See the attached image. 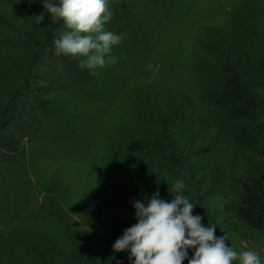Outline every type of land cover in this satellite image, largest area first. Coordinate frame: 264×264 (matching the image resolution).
I'll return each instance as SVG.
<instances>
[{"label":"rangeland","instance_id":"374dc122","mask_svg":"<svg viewBox=\"0 0 264 264\" xmlns=\"http://www.w3.org/2000/svg\"><path fill=\"white\" fill-rule=\"evenodd\" d=\"M108 10L116 61L81 70L86 57L57 54L70 30L42 0H0V264L122 260L112 245L137 223L133 203L157 190L170 202L178 179L217 237L237 252L239 241L259 246L264 232L234 209L264 136L239 143L252 124L217 102L234 70L257 90L264 122V0H108Z\"/></svg>","mask_w":264,"mask_h":264},{"label":"clouds","instance_id":"9594fccd","mask_svg":"<svg viewBox=\"0 0 264 264\" xmlns=\"http://www.w3.org/2000/svg\"><path fill=\"white\" fill-rule=\"evenodd\" d=\"M43 8L53 22L62 20L70 31L54 41L57 54L86 57L81 70L103 68L115 63L108 56L111 46L120 43L121 35L105 31V23L113 13L108 0H42ZM44 22V14L39 16ZM107 56V59L105 58ZM95 74V73H93ZM186 185L178 179L172 185L171 201L160 198L157 190L147 203L135 201L137 223L124 230L112 245L114 253L129 250L133 264H262L254 250L237 252L226 244V236L215 235L212 222L203 225L201 215H193V203L182 193ZM247 248V243L244 244ZM194 249L191 258L188 250Z\"/></svg>","mask_w":264,"mask_h":264},{"label":"trees","instance_id":"16d2710c","mask_svg":"<svg viewBox=\"0 0 264 264\" xmlns=\"http://www.w3.org/2000/svg\"><path fill=\"white\" fill-rule=\"evenodd\" d=\"M229 76L225 78L223 84L224 99L217 102V107L224 106V112L229 117L243 118L250 122L252 126H242L235 136L240 143V136L245 144L252 146L257 142L258 137L264 136V122H260L261 107L258 101L257 90L250 83H244L234 72L228 71ZM252 144V145H251ZM261 157H264L262 150H257ZM241 193L239 202L234 209L235 215L251 229L257 232H264V161H258L253 164L248 171L246 178L240 179ZM193 249L188 250V258L193 254ZM123 254V252H121ZM112 260L111 264H133L134 257L130 256L129 250L124 251L122 260ZM81 262L80 258L78 259ZM183 264H188L184 260Z\"/></svg>","mask_w":264,"mask_h":264},{"label":"crops","instance_id":"0c3cea01","mask_svg":"<svg viewBox=\"0 0 264 264\" xmlns=\"http://www.w3.org/2000/svg\"><path fill=\"white\" fill-rule=\"evenodd\" d=\"M253 236V238H254V234L253 235H251L250 237H252ZM262 237V236H261ZM257 238H259V237H257ZM238 240H241L238 236L236 237V242L238 241ZM240 242V245H239V247H240V249L243 251V250H254V251H256L259 255H260V257H261V260H262V264H264V242H262L259 246H256L255 248H253V246H250L249 247V245H247V248H245L244 247V244L245 243H247L248 242V240L246 241V240H244V241H239ZM250 242V241H249ZM252 243L250 242V245H251Z\"/></svg>","mask_w":264,"mask_h":264}]
</instances>
